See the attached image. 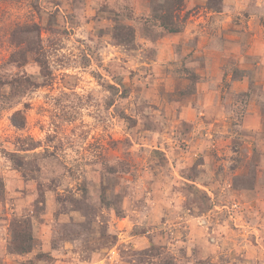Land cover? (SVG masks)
<instances>
[{"label": "rangeland", "instance_id": "1", "mask_svg": "<svg viewBox=\"0 0 264 264\" xmlns=\"http://www.w3.org/2000/svg\"><path fill=\"white\" fill-rule=\"evenodd\" d=\"M255 185L264 0H0V264H264Z\"/></svg>", "mask_w": 264, "mask_h": 264}, {"label": "crops", "instance_id": "2", "mask_svg": "<svg viewBox=\"0 0 264 264\" xmlns=\"http://www.w3.org/2000/svg\"><path fill=\"white\" fill-rule=\"evenodd\" d=\"M173 33H176V32H173ZM216 57L219 58L220 56L218 54H216ZM217 58L215 60H217ZM206 61H207V59H206ZM222 74H223V72L222 71L219 72V69L218 70L217 69H214L212 72H206L205 75H208L207 78H205L203 76H200V79H199V82H198V86L201 87V88H203V89H207L209 91V93H211V92H214L215 93L216 90L219 87V84L218 83H219V81H221L220 79H221V75ZM240 82H241L240 79H232V83L233 84H235V83L239 84ZM208 95H210V94H208ZM213 108L214 107L212 106V109L211 110H214L215 109V108L214 109ZM220 113L223 115L222 112H220ZM200 114H201V112H200ZM215 121H219V120H215ZM215 121H211L210 123L213 124V125L214 124H217V123H215ZM242 189L245 190V189H248V187L247 188L245 187V189L244 188H242ZM254 189H255V194H256L253 197L254 200L248 201L247 203H250L251 205L253 204V206H251V209L258 211L259 208H260L259 206L260 205L261 206L264 205V186L259 187V186L255 185L254 186ZM254 205H256V206H254ZM261 209H264V208H261ZM259 214L261 215L262 213H259Z\"/></svg>", "mask_w": 264, "mask_h": 264}, {"label": "trees", "instance_id": "3", "mask_svg": "<svg viewBox=\"0 0 264 264\" xmlns=\"http://www.w3.org/2000/svg\"><path fill=\"white\" fill-rule=\"evenodd\" d=\"M163 28H165L168 32H177L178 28L176 26H172V24H164ZM20 118V115L18 112H14L11 117H10V121L12 122V124L16 127H22L24 125V121H18L17 119ZM22 251H24V249L22 248Z\"/></svg>", "mask_w": 264, "mask_h": 264}, {"label": "built area", "instance_id": "4", "mask_svg": "<svg viewBox=\"0 0 264 264\" xmlns=\"http://www.w3.org/2000/svg\"><path fill=\"white\" fill-rule=\"evenodd\" d=\"M236 206V204H234Z\"/></svg>", "mask_w": 264, "mask_h": 264}]
</instances>
